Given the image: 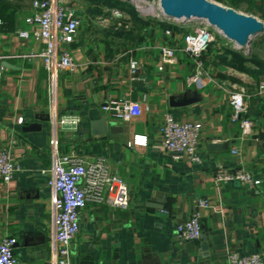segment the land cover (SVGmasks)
Listing matches in <instances>:
<instances>
[{
  "label": "crops",
  "instance_id": "obj_1",
  "mask_svg": "<svg viewBox=\"0 0 264 264\" xmlns=\"http://www.w3.org/2000/svg\"><path fill=\"white\" fill-rule=\"evenodd\" d=\"M3 1L7 19L0 24V149H9L17 170L8 183L0 182V239L16 237V264H48L54 253L47 176L55 153L71 150L87 162L102 159L129 189L124 209L102 202H87L81 209L79 230L69 248L71 264H227L231 251L258 252L264 259V141L254 139H264V95L258 93L263 75L213 62L215 49L223 46L217 42L203 55L204 74L188 84L192 58L178 50L176 63L162 64L158 50L175 43L181 32L172 30L168 36V27L153 18L136 44L110 42L109 36L90 33L88 21L96 15L90 2H83L81 11L67 0L80 20L67 45L76 68L49 79L37 55L43 44L32 34L38 26L24 21L30 0ZM220 1L264 20V0ZM24 30L29 36L20 37L18 31ZM232 84L243 86L248 95L253 133L243 139L230 120L227 90ZM183 98L194 100L172 105ZM109 99L137 102L142 113L126 122L106 118L115 126L94 135L91 121L103 114ZM165 113L201 124L200 162L160 146ZM62 114L79 117L75 131L52 127L50 121ZM134 135L146 136V144L127 145ZM211 143L219 146L211 148ZM240 166L260 179L257 187L215 183L216 170ZM198 200L207 202L199 209L201 236L181 241L175 225ZM160 202L163 210L150 206Z\"/></svg>",
  "mask_w": 264,
  "mask_h": 264
},
{
  "label": "built area",
  "instance_id": "obj_2",
  "mask_svg": "<svg viewBox=\"0 0 264 264\" xmlns=\"http://www.w3.org/2000/svg\"><path fill=\"white\" fill-rule=\"evenodd\" d=\"M131 3L143 16L166 21L161 15L159 0H122ZM27 24H36L38 29L32 34L37 36L43 48L37 53L49 79L57 72H73L76 62L67 45L73 41L80 20L77 8L67 0H30V12L24 18ZM0 24L2 21L0 20ZM168 36H173L170 28L164 30ZM20 37L29 36L28 31H18ZM220 36L205 23H194L190 30L180 33V38L173 44L164 43L158 47L162 64L177 62V51L181 50L190 56L194 62V70L186 78L188 84L197 81L205 71L203 55L209 47L216 43ZM161 68V67H160ZM135 72V68L132 73ZM230 104V120L237 123L240 137L250 136L253 121L247 116L248 95L243 86L232 84L227 90ZM258 93L264 95V79L258 84ZM102 111L106 118L119 121H129L142 113L139 103L128 99H109ZM22 118H18L21 122ZM52 127L59 126L66 132L77 129L79 117L74 114H62L53 119ZM201 124L196 121H177L171 113L163 115L160 126V146L172 152H180L193 162H200L198 153V137ZM258 142L263 138L255 136ZM146 136L134 135L127 145H145ZM52 150L56 148V139L50 140ZM236 152L235 149L232 150ZM54 160L47 176L50 188L52 213V236L50 245L54 250L48 264H71L70 244L79 230V214L87 202H102L113 208L124 209L129 204V189L125 181L116 173L109 171L102 159L91 162L71 150L67 153H55ZM17 167L13 163L9 149H0V182L8 183ZM215 183H239L247 187H257L260 179L253 176L246 168L240 166L233 169H218L213 175ZM207 206L205 200L194 203L193 209L184 220L176 223L175 236L181 241L196 240L201 236V219L199 209ZM14 236H4L0 239V264H16ZM227 264H264L262 255L258 252L241 255L231 251L227 256Z\"/></svg>",
  "mask_w": 264,
  "mask_h": 264
},
{
  "label": "water",
  "instance_id": "obj_3",
  "mask_svg": "<svg viewBox=\"0 0 264 264\" xmlns=\"http://www.w3.org/2000/svg\"><path fill=\"white\" fill-rule=\"evenodd\" d=\"M158 4L161 15L167 22L179 26L189 22L205 23L244 55H249L250 43L264 33V24L260 20L212 0H159ZM193 100L183 98L172 105H185ZM113 126H115L114 122L107 121L103 113L91 121V133L103 135L107 130L111 131ZM209 146L216 148L219 145L211 143ZM262 147L264 148V142ZM150 206L163 210L161 202Z\"/></svg>",
  "mask_w": 264,
  "mask_h": 264
},
{
  "label": "rangeland",
  "instance_id": "obj_4",
  "mask_svg": "<svg viewBox=\"0 0 264 264\" xmlns=\"http://www.w3.org/2000/svg\"><path fill=\"white\" fill-rule=\"evenodd\" d=\"M75 3L76 7L79 10H84L83 2H90L92 5V12L96 15L93 20L88 21L91 23L89 26V31L92 35H98L110 37V42H121L132 46L136 44L137 40L135 38L137 29L129 30L132 28V22L134 20L138 21H150L153 20L150 16H143L135 9V7L129 3L122 0H71ZM227 6L220 0H212ZM232 7V6H231ZM233 8V7H232ZM122 19H128L125 27L122 28ZM263 24L264 20L259 19ZM196 22H189L184 26V31H188ZM121 27V28H120ZM125 29V30H122ZM129 29V30H128ZM128 30V31H127ZM219 45L232 46V44L220 37L218 39ZM216 42V43H217ZM250 53L249 57H260L264 58V33L261 36H258L250 43ZM234 48V47H233ZM241 52V51H240ZM244 54L243 52H241ZM250 72L260 71V68L255 62H249L248 64Z\"/></svg>",
  "mask_w": 264,
  "mask_h": 264
},
{
  "label": "trees",
  "instance_id": "obj_5",
  "mask_svg": "<svg viewBox=\"0 0 264 264\" xmlns=\"http://www.w3.org/2000/svg\"><path fill=\"white\" fill-rule=\"evenodd\" d=\"M7 4L3 1L0 0V20H5L7 19L6 16L3 14V9H5ZM122 28L125 27L126 23H128V19H122ZM132 28L129 30L132 32V30L137 29L135 38L137 41L142 39L141 31L143 28L149 23V21L143 20V21H138L134 20L132 22ZM162 26L168 27L172 29L173 31L177 32H186L184 31V26H179L175 25L173 23H169L167 21H162L159 22ZM121 28V27H120ZM125 30V29H122ZM127 30V31H128ZM213 62H215L218 65H223L230 67L232 69H235L240 72L244 73H250L253 76H257L259 74L264 76V58L260 57H249V55H244L242 54L239 50L231 47V46H221L219 49H215L214 54H213ZM249 62H255L257 66L260 68V71L256 72H250L248 64Z\"/></svg>",
  "mask_w": 264,
  "mask_h": 264
}]
</instances>
